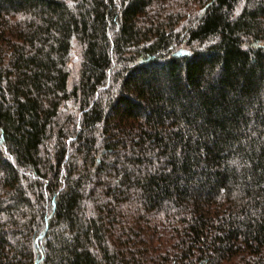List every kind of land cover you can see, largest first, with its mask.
I'll use <instances>...</instances> for the list:
<instances>
[{
	"label": "trees",
	"instance_id": "trees-1",
	"mask_svg": "<svg viewBox=\"0 0 264 264\" xmlns=\"http://www.w3.org/2000/svg\"><path fill=\"white\" fill-rule=\"evenodd\" d=\"M0 264H264V0H0Z\"/></svg>",
	"mask_w": 264,
	"mask_h": 264
}]
</instances>
